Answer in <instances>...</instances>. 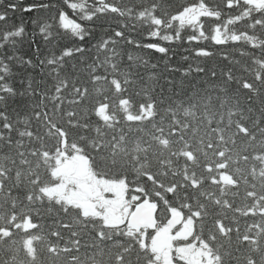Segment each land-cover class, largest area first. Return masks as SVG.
Masks as SVG:
<instances>
[{
	"label": "trees",
	"instance_id": "1",
	"mask_svg": "<svg viewBox=\"0 0 264 264\" xmlns=\"http://www.w3.org/2000/svg\"><path fill=\"white\" fill-rule=\"evenodd\" d=\"M189 6L213 21L180 24L179 15H194L183 14ZM257 8L252 0H0V264H163L150 232L106 223L139 197L164 212L199 213L213 264H264ZM75 156L97 178L123 182L125 202L99 198L94 218L63 202L55 173ZM192 254L184 259L194 264Z\"/></svg>",
	"mask_w": 264,
	"mask_h": 264
},
{
	"label": "water",
	"instance_id": "2",
	"mask_svg": "<svg viewBox=\"0 0 264 264\" xmlns=\"http://www.w3.org/2000/svg\"><path fill=\"white\" fill-rule=\"evenodd\" d=\"M188 157L191 158L190 155H188ZM155 210L156 209L154 207H148L145 204L136 206L129 217L128 224L137 229L144 227L153 228L155 224Z\"/></svg>",
	"mask_w": 264,
	"mask_h": 264
},
{
	"label": "rangeland",
	"instance_id": "3",
	"mask_svg": "<svg viewBox=\"0 0 264 264\" xmlns=\"http://www.w3.org/2000/svg\"><path fill=\"white\" fill-rule=\"evenodd\" d=\"M66 166H67V170H69L68 172H70V170H71L72 167L71 166H68V165H66ZM74 166H75V169L74 170H71L73 173L76 172L81 177L84 176L85 174H87L88 166H87V163L85 162V160L79 159L78 162H77V164H75ZM57 173L61 174L60 168L57 170ZM63 181L65 183L63 184L62 190H67L71 195H74V196H77V197L80 196V195L77 194V191L76 190H74V189L68 190L67 189V185L70 184L71 182H74V181H72L69 178H64ZM76 183L79 184V185H82L83 187L89 186L85 182V180H83V181L82 180H78Z\"/></svg>",
	"mask_w": 264,
	"mask_h": 264
}]
</instances>
